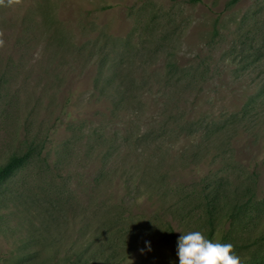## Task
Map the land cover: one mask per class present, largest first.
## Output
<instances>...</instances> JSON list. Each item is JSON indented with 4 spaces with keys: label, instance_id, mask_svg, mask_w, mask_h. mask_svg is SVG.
<instances>
[{
    "label": "rangeland",
    "instance_id": "374dc122",
    "mask_svg": "<svg viewBox=\"0 0 264 264\" xmlns=\"http://www.w3.org/2000/svg\"><path fill=\"white\" fill-rule=\"evenodd\" d=\"M0 31V165L30 149L0 264H179L177 230L264 257V219L187 213L248 170L264 196V0H22Z\"/></svg>",
    "mask_w": 264,
    "mask_h": 264
},
{
    "label": "trees",
    "instance_id": "16d2710c",
    "mask_svg": "<svg viewBox=\"0 0 264 264\" xmlns=\"http://www.w3.org/2000/svg\"><path fill=\"white\" fill-rule=\"evenodd\" d=\"M236 1L238 0H233V2ZM29 154L30 149L21 155L13 154L5 163L1 164L0 181L21 166ZM228 184L229 181L222 177L216 183L211 182V184L204 185L200 191V198L187 213L192 216L195 207L205 208V217L210 225L215 227L216 220H220L222 211L226 208L228 210L226 218L230 222L229 224L239 221L240 225L248 226L252 223L256 227L257 222L264 219V196L260 197L258 194L259 171L248 170L242 183H235L236 187L234 188ZM171 233L174 234L173 226H171ZM259 238L264 239V235H259ZM254 261L256 264H264V257H258ZM67 264L75 263L69 262Z\"/></svg>",
    "mask_w": 264,
    "mask_h": 264
},
{
    "label": "clouds",
    "instance_id": "9594fccd",
    "mask_svg": "<svg viewBox=\"0 0 264 264\" xmlns=\"http://www.w3.org/2000/svg\"><path fill=\"white\" fill-rule=\"evenodd\" d=\"M22 3V0H0V6L12 7ZM4 33L0 31V49L5 47ZM139 203L143 202L141 198ZM182 233L177 239L176 255L179 264H242L241 257L236 254L232 243H221L205 236L202 231ZM147 250L151 251L150 242ZM141 253L145 250L140 249ZM175 264V262H173Z\"/></svg>",
    "mask_w": 264,
    "mask_h": 264
}]
</instances>
